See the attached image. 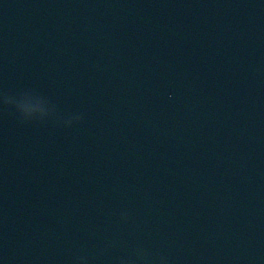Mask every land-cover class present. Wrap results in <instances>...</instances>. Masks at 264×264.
<instances>
[{"label": "water", "instance_id": "obj_1", "mask_svg": "<svg viewBox=\"0 0 264 264\" xmlns=\"http://www.w3.org/2000/svg\"><path fill=\"white\" fill-rule=\"evenodd\" d=\"M0 264H264V0H0Z\"/></svg>", "mask_w": 264, "mask_h": 264}]
</instances>
